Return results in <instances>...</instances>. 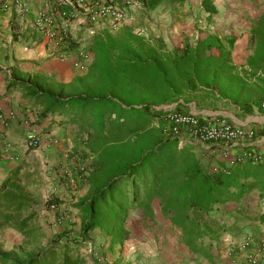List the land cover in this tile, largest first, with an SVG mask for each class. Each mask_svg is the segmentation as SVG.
<instances>
[{
  "label": "trees",
  "instance_id": "trees-1",
  "mask_svg": "<svg viewBox=\"0 0 264 264\" xmlns=\"http://www.w3.org/2000/svg\"><path fill=\"white\" fill-rule=\"evenodd\" d=\"M202 7L216 11L207 0ZM59 9L69 11L65 6ZM252 22H259L252 34L261 39L264 10ZM67 45L68 50L79 47L72 39ZM82 50L91 62L83 74L68 82L53 75L16 72L9 82L13 89L22 90L38 111L39 121L60 116L73 126L78 153L90 156L83 175L87 191L73 204L79 229L56 234L30 250H0V264H119L129 239L126 222L131 211L140 209L152 217L154 203L195 258L214 261V237L193 213L209 215L252 190L264 199V164L245 161L226 168L213 156L204 162L195 145H179L177 138L163 132L167 127L163 117L168 110H180L181 104L204 89L215 90L216 96L248 111L246 98L255 75L238 69L229 48L215 35L170 49L162 37L121 24L116 30L109 26L94 30ZM263 50L264 37L247 61L250 68L257 67ZM174 104L172 109L162 108ZM212 165H217V171ZM20 169L21 165L16 166L0 184V229L7 226L34 237L36 212L29 211L33 200L24 191ZM95 229L103 231L109 242L100 253L95 247V254L87 257L81 248L92 245ZM115 248L117 257L108 261Z\"/></svg>",
  "mask_w": 264,
  "mask_h": 264
},
{
  "label": "crops",
  "instance_id": "crops-1",
  "mask_svg": "<svg viewBox=\"0 0 264 264\" xmlns=\"http://www.w3.org/2000/svg\"><path fill=\"white\" fill-rule=\"evenodd\" d=\"M55 1L0 0V107L2 113L11 110L17 115V119L6 129L0 125V184L18 165H21V175L31 178V173L36 171L34 168L29 169L27 162L33 153V156L38 157L39 163H42L41 158L50 161L51 166L42 168L55 183L69 187L73 185L74 179L77 183L81 180L80 184L84 185L85 191L71 194L77 201L87 191L88 185L83 175L89 169L90 156L70 164L73 155L80 149V146L77 147L76 129L60 116L46 117L39 121L38 111L24 98L22 90L19 87L13 89L9 84L13 72L53 75L60 82H68L72 77L85 72L75 66L78 59L76 51L85 44V41H80L84 39V34L85 39L89 37L86 33L90 25L98 30L107 27L110 21L99 20L88 26L85 16L79 13L67 28L70 38L79 47L68 50L62 58L56 54L51 55L49 52L53 42L41 34L34 22L38 12L55 11ZM202 1L139 0L136 5L126 7L124 0H111L125 11L126 19L122 24H128L144 35L162 37L170 49L182 47L187 41L194 43L196 39L208 35L219 37L229 48L233 64L238 69L255 75L250 81L253 88L246 98L250 105L248 111L243 110L239 104L216 96L215 90L208 89L195 93L186 103L179 100L183 104L178 111L225 118L235 126L255 130L254 138L244 147L261 157L259 163L252 165L264 164V110L259 107L264 100V50L260 53L256 68L247 65L248 59L254 54L255 44L264 37V31L261 39L252 34L259 24L252 21L260 12L250 16V22H238L237 19L242 15H248L245 11L251 7H248L246 0H207L215 7L214 13L205 11ZM261 7L260 11H263L264 4ZM91 59L88 55L87 62L90 63ZM174 106L175 104L170 105L169 109ZM29 130H33L39 139L37 150L28 146L26 135ZM66 147L71 148L69 152H66ZM194 149L204 162L210 160L209 154L203 152L202 147L195 146ZM217 162L223 163V160L217 157ZM76 166L79 168V175ZM71 196L67 195L66 199H71ZM53 213L54 217H58V212ZM263 214L264 199L257 190L250 191L238 201L225 203L209 215L194 212L193 216L201 220L207 234L214 237L211 246L215 259L212 262L195 258L181 242L179 231L168 220L164 224H154V228L148 231L143 228H128L129 239L123 245L119 264H127L129 261L131 264H135V261L137 264H244L249 252L256 255L258 264H264V254L257 250L264 241V221H261ZM150 218L152 219L146 217ZM92 233L94 248L102 244V249L107 247L109 237L103 231L95 229ZM245 239H249V246L241 247ZM117 255L118 250L115 248L111 258L107 260L112 261ZM147 256L151 258L150 262H146Z\"/></svg>",
  "mask_w": 264,
  "mask_h": 264
},
{
  "label": "built area",
  "instance_id": "built-area-1",
  "mask_svg": "<svg viewBox=\"0 0 264 264\" xmlns=\"http://www.w3.org/2000/svg\"><path fill=\"white\" fill-rule=\"evenodd\" d=\"M138 2L139 0H124V6L131 7ZM55 5L57 6L55 11L38 12L34 23L41 34L53 42L49 54H56L61 58L66 55L67 43L71 39L67 30L68 25L79 13L85 16L89 24L108 19L110 21L108 26L111 30H116L126 19L123 7L113 4L111 0H56ZM62 6L69 7V11L67 13L61 11L59 8ZM88 32L90 35L94 29L90 27ZM76 53L78 59L75 66L86 71L89 64L87 62L89 54L82 49H77ZM259 107L264 110V100L260 102ZM15 119H17V115L14 111L2 113L0 107V125L4 129ZM163 119L167 124L163 132L177 138L179 145L190 143L200 146L202 151L208 153L209 156L216 159L217 157L221 158L226 168L245 161L251 164H257L261 161L258 154L250 148L244 147L247 142L254 138L255 130L253 129L235 126L225 118L173 110H168ZM26 141L31 148L39 146V139L33 130H29ZM233 151L235 152L233 153ZM211 168L214 171L218 169L217 165H212ZM48 209L58 212L57 220L59 221L68 218L67 212L58 202L49 203ZM249 242V239H245L241 247H248ZM257 250L260 254H264V241ZM91 253L95 254L93 249H89V254ZM244 264H258L256 255L252 252L247 253Z\"/></svg>",
  "mask_w": 264,
  "mask_h": 264
},
{
  "label": "rangeland",
  "instance_id": "rangeland-1",
  "mask_svg": "<svg viewBox=\"0 0 264 264\" xmlns=\"http://www.w3.org/2000/svg\"><path fill=\"white\" fill-rule=\"evenodd\" d=\"M246 1L248 2V7L251 6L248 11H245V13H247L248 15H242V17L237 19L238 22H250V16H255L257 12H261V6L262 4H264V0H260V2H258V0L257 2H252L251 0ZM256 4L258 6H256ZM87 25L89 26V23H87ZM88 34L89 32L86 33V35ZM83 38L85 39V34L83 35ZM84 39H81L80 42L82 43L87 40ZM162 108L168 110L169 106H162ZM66 148V152H69L68 150L71 149L69 147ZM31 149L37 150V148ZM82 157L83 156L80 153H76L75 155H73V159H71L72 162H70V164L79 162ZM41 160L42 163H39L38 157L33 156V153L30 154L27 164L30 166L29 169L34 168V171L36 172H29L32 174L31 178L26 175L23 176L24 191L33 200V205L29 211L36 212V217L32 225L35 228L37 235L34 237H25L13 228L5 226L0 229V250L2 251H20L22 249L30 250L33 247L45 245L47 241L56 234H60L63 232H76L79 229L80 218L78 215V211L73 207V204L76 201L74 200V196H71V194H76L77 192L79 194V191L83 193L85 191L84 185L80 184L81 180L77 183L75 179L73 185H71L72 187L70 185L69 187H67L66 184L61 186L59 183H55L52 179H50L51 176H49V174L47 175V173L43 172L42 168V166H51L50 161L48 159L46 161L45 158H41ZM76 168L78 169L77 174L79 175V168L77 166ZM66 194L68 196H71V199L67 200ZM50 200L60 202L59 204L67 212L68 218L61 221L57 220V217H54L55 214L53 213V211H50L48 209V202ZM153 209L154 214L152 216V219H146V216L143 215L140 209L131 211V215L126 222L127 227L131 230H135V228H143L148 231L153 229V225L156 223H166L167 219L163 215L159 214V207L156 203L153 204ZM91 246L86 245L85 247L81 248L82 252L87 257L89 255V249H94V246ZM101 248L102 247L100 246L95 248V250L100 253L102 251ZM108 258H111V256H108ZM145 260L146 262H150L151 258L147 256ZM130 262L131 261H129L127 264H131ZM135 264H137V261H135Z\"/></svg>",
  "mask_w": 264,
  "mask_h": 264
}]
</instances>
